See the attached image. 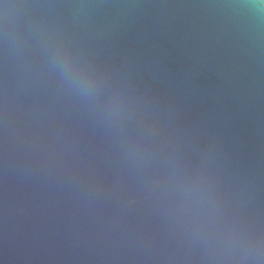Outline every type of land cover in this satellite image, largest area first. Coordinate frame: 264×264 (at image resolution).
Listing matches in <instances>:
<instances>
[{"label": "water", "instance_id": "1", "mask_svg": "<svg viewBox=\"0 0 264 264\" xmlns=\"http://www.w3.org/2000/svg\"><path fill=\"white\" fill-rule=\"evenodd\" d=\"M264 245V0H0V264H237Z\"/></svg>", "mask_w": 264, "mask_h": 264}, {"label": "clouds", "instance_id": "2", "mask_svg": "<svg viewBox=\"0 0 264 264\" xmlns=\"http://www.w3.org/2000/svg\"><path fill=\"white\" fill-rule=\"evenodd\" d=\"M237 264H264V245H242L234 252Z\"/></svg>", "mask_w": 264, "mask_h": 264}]
</instances>
